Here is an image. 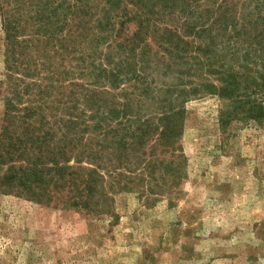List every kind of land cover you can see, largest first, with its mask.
Wrapping results in <instances>:
<instances>
[{
    "label": "rangeland",
    "instance_id": "374dc122",
    "mask_svg": "<svg viewBox=\"0 0 264 264\" xmlns=\"http://www.w3.org/2000/svg\"><path fill=\"white\" fill-rule=\"evenodd\" d=\"M55 2L65 18L75 0ZM111 3L118 14L107 27L108 13L116 12ZM86 5L92 24L71 47L60 42L71 54L51 58L49 95L44 71L28 78L7 71L0 18V140L5 98H12L17 125L24 108L43 110L45 130L52 116L67 121L74 110L82 144L98 157L94 164L127 158L116 171L101 170L92 211L0 192V264H264V115L248 119L250 109L264 106V0ZM63 28L67 39L77 32ZM136 33L145 38L141 46ZM253 35L259 39L249 41ZM228 76L240 83L238 99L254 94L249 105L219 96ZM123 107L127 117L107 119ZM173 109L181 134L168 142L160 119ZM147 120L157 127L140 148L133 138Z\"/></svg>",
    "mask_w": 264,
    "mask_h": 264
},
{
    "label": "trees",
    "instance_id": "16d2710c",
    "mask_svg": "<svg viewBox=\"0 0 264 264\" xmlns=\"http://www.w3.org/2000/svg\"><path fill=\"white\" fill-rule=\"evenodd\" d=\"M29 1L30 3L34 2V0H4L2 5L0 18L2 30L5 34L6 69L12 74H22L24 78H28L31 72L36 75L38 72L44 71L43 77L45 78L43 80L47 79L49 85L47 86L48 90L43 93L49 95L54 88L53 78L50 75L52 69L51 58L54 54L55 56H59L60 53L71 54L65 42L64 44L60 42L65 38L70 46L81 34L78 31L88 29L92 24L91 11L86 5L89 0H75L72 10L69 11L67 8L68 12L65 18L60 15L59 7L55 6V0H41L42 2H38L36 6L31 5ZM117 3H111L112 9H115L116 12L115 14L112 11L108 13L107 27L115 24V17L118 14ZM225 10L227 8L221 6L222 14L217 20L222 30L226 26L223 16ZM135 19L136 17L128 20L125 18L127 23ZM63 22V26L69 31L72 27H75L77 31L71 30L73 36L69 35L68 39L65 36V28L61 26ZM138 35L136 33L134 38L137 41L136 44L141 46L145 38ZM256 39H259V36L253 35L249 41ZM59 43L60 46H57L56 44ZM120 46H124V44ZM259 79L264 82L263 77L260 76ZM222 83L219 96L232 101H239L238 103L245 102L248 105L253 100V93H251L252 97L249 94L244 97L246 101L236 97L237 91L240 90V83L237 82L235 77L228 76L222 80ZM26 87L28 88L30 85L26 84ZM19 95V93H16L15 96L19 97ZM41 95L43 96V94ZM11 99L5 98V125L1 129L5 137L2 136L0 140V167L3 165L8 166L7 171L0 175V192L12 194L23 191L26 196L40 203L46 202V204H49L57 199L59 203L55 204V207H62V209L80 207L92 211L90 202L92 197H95L99 184L103 180L100 174L101 170L116 171L119 169L117 161L122 163L121 158H127V156L119 155L118 160H115V164L112 162L113 159H110L108 164H94L97 163L98 157L89 152V148L82 144V139L79 136L80 131L78 130L80 117L78 114L73 113L74 110L68 112L67 121L52 116L53 120L46 123L45 130L43 124L45 118L40 117V114L43 113L42 109L33 111L24 108L20 110L25 113L22 116L23 122L21 125H17L19 122V116L16 113L18 108ZM126 110L127 107H123L121 111L113 109L109 112L111 115L107 119L116 121L127 117ZM248 112V119L260 120L264 115V106L259 104L256 111L252 108ZM167 114L168 116L160 119L165 121L161 125L163 128L160 136L171 142L180 136L179 133L181 134V120L180 113L174 109L173 114L171 112ZM35 116L39 117V120L38 122L34 121L33 124ZM174 118H176L179 127L174 122ZM228 121H225V125ZM36 124H38V127L35 126ZM144 124V127L138 129L137 133H140L133 138L140 148L144 146L146 136L157 127L148 120ZM158 129L156 128V131H159ZM36 131L37 134H35ZM122 143L123 140H120L118 143L119 148L125 151L126 146ZM1 154L4 156L2 157ZM71 162H74L79 168L69 166ZM19 163L22 164L19 166ZM84 163H88L95 168L86 169L83 166ZM141 164L140 158H136L135 167H138V165L140 167ZM63 189L67 190V193H64ZM52 192H55L56 195H53ZM95 205L99 206L100 203Z\"/></svg>",
    "mask_w": 264,
    "mask_h": 264
}]
</instances>
